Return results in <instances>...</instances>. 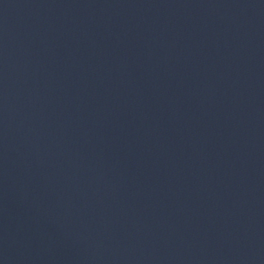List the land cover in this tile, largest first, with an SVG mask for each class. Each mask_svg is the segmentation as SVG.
I'll return each mask as SVG.
<instances>
[{
    "label": "water",
    "instance_id": "1",
    "mask_svg": "<svg viewBox=\"0 0 264 264\" xmlns=\"http://www.w3.org/2000/svg\"><path fill=\"white\" fill-rule=\"evenodd\" d=\"M0 264H264V0H0Z\"/></svg>",
    "mask_w": 264,
    "mask_h": 264
}]
</instances>
